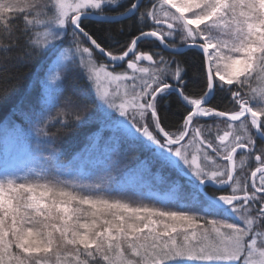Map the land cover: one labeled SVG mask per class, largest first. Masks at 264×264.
Wrapping results in <instances>:
<instances>
[{
	"label": "snow or ice",
	"instance_id": "snow-or-ice-1",
	"mask_svg": "<svg viewBox=\"0 0 264 264\" xmlns=\"http://www.w3.org/2000/svg\"><path fill=\"white\" fill-rule=\"evenodd\" d=\"M122 21L118 31L131 35L115 54L112 29L94 25ZM22 38L20 58L46 59L50 72L42 106L29 116L50 146L43 159H56L49 129L66 121L58 115L53 122L52 114L61 108L62 82L78 73L86 86L79 102L64 101L76 109L75 122L93 119L83 116L89 101L102 122L119 113L114 131L183 183L167 181L171 196L161 200L106 179L89 183L55 165L4 170L0 264H264V0H0L4 51ZM145 43L154 48L142 50ZM190 52L201 57L199 72L193 68L202 79L198 91L185 79ZM121 65L126 70L117 71ZM218 93L235 110H218ZM173 95L186 109L175 132L160 114ZM217 120L226 130L217 131L214 145ZM110 140L116 150L119 139ZM238 151L240 168L254 161L243 182Z\"/></svg>",
	"mask_w": 264,
	"mask_h": 264
},
{
	"label": "trees",
	"instance_id": "trees-1",
	"mask_svg": "<svg viewBox=\"0 0 264 264\" xmlns=\"http://www.w3.org/2000/svg\"><path fill=\"white\" fill-rule=\"evenodd\" d=\"M122 21L120 24L94 25L101 29H112V35L119 43L109 40V50L115 54L122 51V46L130 39L128 33L121 34L118 29L127 24ZM135 31V29L133 30ZM142 50L150 51L154 45L145 43L141 45ZM24 51V40L20 41L18 47H13L10 51H4V44H0V141L6 136H10L13 142L24 144L28 147V153L36 159L37 163L44 166L55 165L65 174L86 182H95L106 179L119 187L123 192L140 194L134 189V185H139L141 193L161 192L168 193L167 181H179L183 183V177H178L176 172L168 167H162L156 161L152 153L139 147H133L121 137L119 132L114 131L113 123L102 122L95 116V105L88 102V111L84 113L85 119L93 117L88 122L77 123L73 119L76 109L71 103L65 104V97L73 103L79 102L80 89L86 87L83 78L78 73L71 74L67 80L62 82L63 91L60 93L61 108L53 112V122L56 117L62 116L66 121V126L58 124L50 128L53 133L57 153L55 160H45L48 155L49 145L43 144L40 138L29 123V116L37 111L42 105L40 103L42 95H45L43 80L48 71V61L40 58L32 62H25L20 57ZM101 59V57H98ZM189 74L185 78L189 91H198L202 87V79L198 74L193 73V68L199 72L201 57L198 53L188 54ZM123 65L117 71H123ZM130 72V71H129ZM231 98L227 94L218 93L213 100V105L221 111H233L235 106L230 102ZM166 107L161 106V120L166 130L175 132L181 124V113L186 114V109L178 106V98L173 95L168 97ZM67 109L65 115L64 109ZM203 124L204 122L201 121ZM213 124L212 120L207 121ZM216 124L220 129L226 128V124L217 120ZM216 128V127H215ZM30 132V133H29ZM111 137L119 139V147L113 150L114 145ZM123 141H122V140ZM98 142V143H97ZM97 144L102 147L112 146L113 148L104 154V160L93 162ZM84 165V172L75 169ZM108 169V171H105ZM137 178V181H132Z\"/></svg>",
	"mask_w": 264,
	"mask_h": 264
},
{
	"label": "rangeland",
	"instance_id": "rangeland-1",
	"mask_svg": "<svg viewBox=\"0 0 264 264\" xmlns=\"http://www.w3.org/2000/svg\"><path fill=\"white\" fill-rule=\"evenodd\" d=\"M96 58L100 61V58H98V57H96ZM141 63L143 66H149L147 62H141ZM129 74H131V72H129ZM49 75H50V72L47 71L45 78ZM61 75H63V74H61ZM48 98H49V100H51L52 96L50 94H48ZM118 118H120L119 113H115L113 116V120L111 121L113 123V129L115 126L114 122ZM120 119H122V118H120ZM224 130H226V128H223V129L219 128L217 130V128L213 127V132H212L211 136H209V139H211L213 141L214 145L219 144V141L215 139V137L217 135V131H219V134H222ZM205 134L207 135V132ZM3 140H5V141H0V172H3L4 170H8V171L20 172L22 174L24 171H26L30 168H36V169L42 168V164L40 163V160H39V163H37L35 161L36 159H34L31 156V154L28 153V147L26 145L13 142L12 139L10 138V136H6ZM112 145L115 146L114 141H113ZM119 145H120V143H119ZM108 148L112 149L113 147L112 146L102 147V146H99L97 144V147L95 150L96 155L93 158V162L95 163V162L103 161L104 160V154L107 153V151L109 150ZM240 155H241V153L238 151V153H237L238 167L237 168H239L238 169L239 171L241 169L243 170V168L239 167ZM76 170L78 171V173L84 172L85 171L84 165L81 164L79 167H77L75 169V171ZM244 171L245 170L242 171V175H240V176L238 175L241 182L245 181L248 178V176L243 174ZM131 180L137 181V178H132ZM132 186H134V189L137 190L141 194V190L139 189V187H140L139 185H136V184L134 185V183H133ZM143 194L153 196V197H156L157 199H161V200L168 199L171 196L170 192L161 193V192H154V191L149 192L148 191L147 193H143ZM169 264H175V262H169Z\"/></svg>",
	"mask_w": 264,
	"mask_h": 264
},
{
	"label": "flooded vegetation",
	"instance_id": "flooded-vegetation-1",
	"mask_svg": "<svg viewBox=\"0 0 264 264\" xmlns=\"http://www.w3.org/2000/svg\"><path fill=\"white\" fill-rule=\"evenodd\" d=\"M101 60H102V58L100 59V62H101V63H106V62H104L103 60H102V61H101ZM209 120H210V119H209ZM203 122H204V121H203ZM258 143H259V142H258ZM253 167H254V161H250L249 164L243 168V170H245L243 174H245L246 176L249 177V176H250V171L253 170ZM238 169H239V168H237L236 176L239 178V176L242 175V171H243V170L241 169V170L239 171ZM238 175H239V176H238Z\"/></svg>",
	"mask_w": 264,
	"mask_h": 264
},
{
	"label": "water",
	"instance_id": "water-1",
	"mask_svg": "<svg viewBox=\"0 0 264 264\" xmlns=\"http://www.w3.org/2000/svg\"><path fill=\"white\" fill-rule=\"evenodd\" d=\"M101 58H102V60H103L104 62H106V63H107L106 59H104L103 57H101Z\"/></svg>",
	"mask_w": 264,
	"mask_h": 264
}]
</instances>
